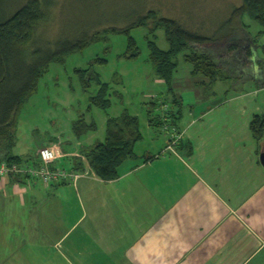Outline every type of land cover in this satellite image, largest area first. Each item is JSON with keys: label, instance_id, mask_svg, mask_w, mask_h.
Returning <instances> with one entry per match:
<instances>
[{"label": "crops", "instance_id": "crops-1", "mask_svg": "<svg viewBox=\"0 0 264 264\" xmlns=\"http://www.w3.org/2000/svg\"><path fill=\"white\" fill-rule=\"evenodd\" d=\"M246 61L238 72L262 77ZM180 92L163 143L134 153L113 181L78 151L54 163L68 159L81 175L74 184L0 178V264H264V141L248 128L260 108L242 93L203 103ZM172 127L181 138L171 151Z\"/></svg>", "mask_w": 264, "mask_h": 264}, {"label": "rangeland", "instance_id": "rangeland-1", "mask_svg": "<svg viewBox=\"0 0 264 264\" xmlns=\"http://www.w3.org/2000/svg\"><path fill=\"white\" fill-rule=\"evenodd\" d=\"M0 1L9 9L16 0ZM138 1L58 0L54 17L39 28V32L48 40H53L62 31L69 32L71 36H79L92 25L103 22L107 16L109 20L120 18L124 10L132 9ZM239 4V0H144L142 13L146 9H155L160 14L177 20L189 30L211 36L227 18L230 10ZM242 23L254 41V46L250 47L253 51L251 60L258 67V64H264V33L259 35L261 27L246 16ZM110 25L119 26L109 22L95 26L92 30ZM153 35L155 46L160 50H167L168 44L163 31L158 29ZM148 36L145 28L132 29L128 35L101 34L86 47L65 55L61 61L50 63L39 78L36 90L15 115L11 154L27 159L33 157L40 148L54 144L59 147L61 155L79 152L81 147L102 142L106 135V120L118 118L125 112L135 117L139 124L141 139L134 145L133 152H152L166 139L165 131L169 129L162 123L155 125L154 121L162 116L167 117L170 111L177 108V95H181L180 91L183 89L201 94L203 103L224 102L225 99L242 93L249 95L247 99L250 103L260 108L257 113L264 112V72L262 77L255 75L252 80L248 74L238 72L242 68V61H246L243 58L245 48L240 46L238 56H234L235 67L223 64L225 76L229 78L217 81L212 86H206L207 81L202 77L191 75L192 66L183 60L187 51L178 55L177 68L170 85L172 94L155 76L148 60ZM127 37L134 40L138 49L134 58L127 56ZM247 44L250 46V41L245 46ZM210 51L213 55L217 54L215 49L210 48ZM228 66L231 70L227 69ZM83 71H87V74L80 76ZM200 81L206 82L202 85L199 84ZM101 85L107 88L106 99L109 102L108 108L104 110L90 104V98L97 95ZM78 121L86 126L94 125V130L77 136L74 124ZM62 163L68 167L65 169H70L68 159H62Z\"/></svg>", "mask_w": 264, "mask_h": 264}, {"label": "trees", "instance_id": "trees-1", "mask_svg": "<svg viewBox=\"0 0 264 264\" xmlns=\"http://www.w3.org/2000/svg\"><path fill=\"white\" fill-rule=\"evenodd\" d=\"M57 1L16 0L9 9L0 1V163H30V157L22 159L11 154L16 113L36 90L39 78L46 72L50 63L61 61L65 55L86 47L101 34L128 35L132 29H147L148 60L155 76L170 92L178 55L187 51L188 53L183 55V60L192 66L191 75L202 77L207 81L206 86H212L217 81L229 78L225 76L223 64L233 66L234 56H238L240 46L245 48L244 59L253 58L250 47L254 46V41L245 31L246 26L242 23V19L246 16L256 22L261 27L259 35L264 33V0H239L240 4L230 10L227 18L211 36L189 30L177 20L160 14L158 10L146 9L142 13L144 0H139L132 9L124 10L120 18L109 20L107 16L103 22L99 21L92 25L87 32H82L79 36H71L69 32L62 31L53 40H48L40 34L39 28L54 17ZM109 22L119 26L110 25L92 30L95 26L106 25ZM158 29L163 31L168 44L167 50H160L155 46L153 34ZM127 38V56L134 58L138 49L134 40ZM248 41L250 46L248 44L245 46ZM222 46L226 48H221ZM210 48L215 49L217 54L213 55ZM240 62L238 58V63ZM242 65L245 68L248 62L242 61ZM230 66L227 69L231 70ZM257 66L264 72L263 63ZM83 72L80 76L87 74V71ZM246 74L242 73V75ZM94 78L97 81V78ZM206 81H200L199 84L204 85ZM106 96L107 88L101 85L97 95L90 98V104L104 110L109 106ZM170 114L171 112L168 113ZM164 117L155 120L160 121L157 126L161 123L165 125ZM74 125L77 136L94 130V125L86 126L82 121ZM248 128L254 141H264V112L252 116ZM140 139L137 119L125 112L118 118H108L104 140L92 146L81 147L79 156L84 158L89 170L98 179L113 181L118 178L120 165L134 157L133 148ZM71 163L76 171L82 167L79 158H73ZM11 177L25 179L20 176Z\"/></svg>", "mask_w": 264, "mask_h": 264}, {"label": "built area", "instance_id": "built-area-1", "mask_svg": "<svg viewBox=\"0 0 264 264\" xmlns=\"http://www.w3.org/2000/svg\"><path fill=\"white\" fill-rule=\"evenodd\" d=\"M170 138L165 149L173 150L181 138V134L176 132L175 128L170 129ZM62 157L61 151L57 145L41 148L37 152L38 162L30 163H0V178L5 176H20L32 181H38L44 186H48L56 181L75 183L81 175L62 167L56 166L54 163L59 157Z\"/></svg>", "mask_w": 264, "mask_h": 264}, {"label": "water", "instance_id": "water-1", "mask_svg": "<svg viewBox=\"0 0 264 264\" xmlns=\"http://www.w3.org/2000/svg\"><path fill=\"white\" fill-rule=\"evenodd\" d=\"M258 161H259V164L264 169V150H261V152L259 153V155H258Z\"/></svg>", "mask_w": 264, "mask_h": 264}]
</instances>
